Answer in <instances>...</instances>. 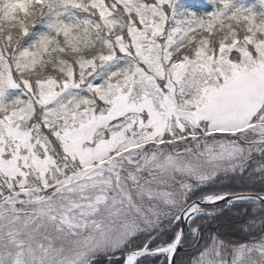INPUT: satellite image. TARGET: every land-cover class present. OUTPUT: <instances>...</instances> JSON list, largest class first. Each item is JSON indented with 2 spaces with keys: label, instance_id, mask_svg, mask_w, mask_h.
<instances>
[{
  "label": "snow or ice",
  "instance_id": "obj_1",
  "mask_svg": "<svg viewBox=\"0 0 264 264\" xmlns=\"http://www.w3.org/2000/svg\"><path fill=\"white\" fill-rule=\"evenodd\" d=\"M0 264H264V0H0Z\"/></svg>",
  "mask_w": 264,
  "mask_h": 264
},
{
  "label": "trees",
  "instance_id": "obj_2",
  "mask_svg": "<svg viewBox=\"0 0 264 264\" xmlns=\"http://www.w3.org/2000/svg\"><path fill=\"white\" fill-rule=\"evenodd\" d=\"M197 0H188V3L190 4H196Z\"/></svg>",
  "mask_w": 264,
  "mask_h": 264
},
{
  "label": "rangeland",
  "instance_id": "obj_3",
  "mask_svg": "<svg viewBox=\"0 0 264 264\" xmlns=\"http://www.w3.org/2000/svg\"><path fill=\"white\" fill-rule=\"evenodd\" d=\"M203 2V0H197L196 4Z\"/></svg>",
  "mask_w": 264,
  "mask_h": 264
}]
</instances>
